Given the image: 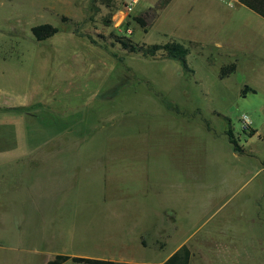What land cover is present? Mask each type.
Listing matches in <instances>:
<instances>
[{
  "label": "rangeland",
  "instance_id": "1",
  "mask_svg": "<svg viewBox=\"0 0 264 264\" xmlns=\"http://www.w3.org/2000/svg\"><path fill=\"white\" fill-rule=\"evenodd\" d=\"M129 1L0 0V158L24 160L0 167V264L183 246L190 264H264V34L233 0ZM42 24L58 33L38 42Z\"/></svg>",
  "mask_w": 264,
  "mask_h": 264
},
{
  "label": "trees",
  "instance_id": "2",
  "mask_svg": "<svg viewBox=\"0 0 264 264\" xmlns=\"http://www.w3.org/2000/svg\"><path fill=\"white\" fill-rule=\"evenodd\" d=\"M239 2L246 6L248 9L254 11L255 13L264 18V0H239ZM136 20L139 24L142 25V27H144V23L142 20ZM57 33L58 29L50 24H42L32 28V34L38 42L47 41L48 39L54 37ZM119 43L123 46L125 50L131 53H143V55L149 57H154L157 55L158 52H162L168 59L186 62V57L189 55V49L183 44L175 41L164 45H152L149 48L143 50H138L136 46L131 45V43L125 38H119ZM235 70V64L226 66L222 69L221 77L224 78ZM249 91L250 89L246 87L243 90V94L245 95ZM228 136L230 143L233 144L235 147V151H239L237 142L234 140L232 131H228ZM191 259V251L186 246H183L162 264H190ZM68 261H73L75 263L82 264H135L126 262H116L111 260L93 259L87 257H73L67 255H57L53 260L47 262L46 264H64Z\"/></svg>",
  "mask_w": 264,
  "mask_h": 264
},
{
  "label": "crops",
  "instance_id": "3",
  "mask_svg": "<svg viewBox=\"0 0 264 264\" xmlns=\"http://www.w3.org/2000/svg\"><path fill=\"white\" fill-rule=\"evenodd\" d=\"M235 3H237L238 5L236 6L237 8H244V9H248L246 6H244L243 4H241L239 2V0H233ZM250 11V14H248L247 16L250 17L253 21H255V23L258 25V30L261 31L264 34V18L261 17L260 15H258L257 13H255L254 11L248 9ZM25 158L27 163H40L41 158L38 156H30ZM49 159V158H48ZM23 158L21 157H10V158H0V167L2 166V164H9V163H17V162H23ZM62 163V164H69L71 162H75V163H82V157H78L75 160H71V158H59L57 160L56 163ZM80 169L82 168V166L80 165L79 167ZM66 169L69 171V166L66 167ZM4 175L3 173L0 172V187L2 185V181L4 180ZM0 190L4 191L5 193H3L2 195L6 194V190L3 188H0ZM9 191V190H8ZM11 195L17 196V195H21V191L17 190L15 188H12V190L9 191ZM1 195V194H0ZM18 199L16 197L11 198L9 201L11 202L10 204H16V201ZM7 199L5 198V196L0 197V210H4L6 205H7ZM5 220V218H4ZM4 236L2 234H0V238H3ZM89 258V257H87ZM94 259V258H93Z\"/></svg>",
  "mask_w": 264,
  "mask_h": 264
},
{
  "label": "built area",
  "instance_id": "4",
  "mask_svg": "<svg viewBox=\"0 0 264 264\" xmlns=\"http://www.w3.org/2000/svg\"><path fill=\"white\" fill-rule=\"evenodd\" d=\"M139 0H130L126 5H125V10L123 13L125 15H129L133 11V6L138 3ZM126 17H123L122 15L118 14V24L124 23Z\"/></svg>",
  "mask_w": 264,
  "mask_h": 264
}]
</instances>
